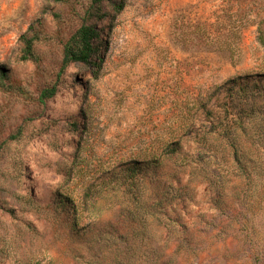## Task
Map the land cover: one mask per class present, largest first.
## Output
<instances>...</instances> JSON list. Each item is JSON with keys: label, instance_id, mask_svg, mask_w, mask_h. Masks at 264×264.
Instances as JSON below:
<instances>
[{"label": "rangeland", "instance_id": "obj_1", "mask_svg": "<svg viewBox=\"0 0 264 264\" xmlns=\"http://www.w3.org/2000/svg\"><path fill=\"white\" fill-rule=\"evenodd\" d=\"M159 221L177 264H264V0H0V264L160 256Z\"/></svg>", "mask_w": 264, "mask_h": 264}, {"label": "trees", "instance_id": "obj_2", "mask_svg": "<svg viewBox=\"0 0 264 264\" xmlns=\"http://www.w3.org/2000/svg\"><path fill=\"white\" fill-rule=\"evenodd\" d=\"M56 1H62V0H56ZM105 0H92V2L96 5H101ZM102 44L101 39V32L99 28L90 23H84L81 25V27L71 36V38L67 41L64 48V57L62 62V67L60 74H62L65 70V68L70 65L71 63H93L94 59L99 57L100 48ZM28 52L31 54V44L28 42ZM100 58V57H99ZM96 64V63H95ZM98 67L100 68V63H98ZM4 75V74H3ZM58 92L57 86L53 85L51 87L45 88L41 92V100L44 101L46 99H50L54 97ZM125 193V192H124ZM156 207L155 203L150 204V208ZM160 212H163V216L166 219H169L168 212H167V206H163L160 209ZM157 213L150 210L148 211V216L145 221V225L150 224L154 221V219H158ZM160 227H162L166 231V237L164 239V247L165 250H163V254L160 256H156L153 254V252L148 253L144 257L142 256H136L134 253L126 252L125 248L119 246L116 247L117 250H109V255H100V256H92V264H177V258L179 256V253L173 252L171 253L169 251L171 238H170V232L175 230L174 225L170 222L165 221H159L157 223ZM120 230V229H118ZM112 239V235H111ZM114 242L117 240H124L126 243L127 249H132L133 245L129 240V237L126 235H114L113 237ZM175 242H178V249L181 246V244H184L186 242L185 239L180 240H174ZM114 242H111L108 240L107 244H104V246L111 247ZM117 246V245H115ZM125 247V246H124ZM116 251V252H114ZM179 251V250H178Z\"/></svg>", "mask_w": 264, "mask_h": 264}]
</instances>
